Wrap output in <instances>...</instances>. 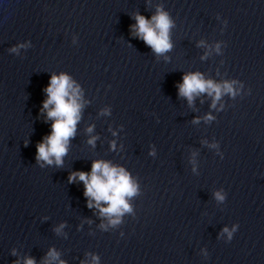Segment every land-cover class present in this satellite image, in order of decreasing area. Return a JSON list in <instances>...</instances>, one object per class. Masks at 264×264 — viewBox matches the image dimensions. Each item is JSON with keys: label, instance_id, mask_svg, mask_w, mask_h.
Returning <instances> with one entry per match:
<instances>
[{"label": "water", "instance_id": "obj_1", "mask_svg": "<svg viewBox=\"0 0 264 264\" xmlns=\"http://www.w3.org/2000/svg\"><path fill=\"white\" fill-rule=\"evenodd\" d=\"M157 9L171 21L159 54L129 27ZM61 73L82 107L57 166L34 154ZM189 73L233 93L189 102L175 86ZM93 161L136 186L118 218L67 180ZM27 258L264 264V0H0V264Z\"/></svg>", "mask_w": 264, "mask_h": 264}, {"label": "clouds", "instance_id": "obj_2", "mask_svg": "<svg viewBox=\"0 0 264 264\" xmlns=\"http://www.w3.org/2000/svg\"><path fill=\"white\" fill-rule=\"evenodd\" d=\"M134 29L137 38L143 40L155 53H163L170 48L168 30L171 21L167 13L157 9V13L149 19L137 14L134 17ZM14 50V49H13ZM177 94L185 97L191 102L193 95L207 92L212 96L213 104L222 92L233 93L230 84L222 86L214 84L210 80L203 79L200 73L182 74L176 83ZM42 91L45 93L41 100V109L45 112L46 121L51 120L49 132L41 137L35 145L34 159L44 161L47 164L53 162L59 166L62 157L66 154L69 138L73 137L75 124L79 120L82 107L78 87L66 74H50L48 83ZM91 131V129H88ZM92 143L91 140L88 141ZM69 183L74 180L82 182V195L85 197V205L88 208H97L102 216H113L117 218L124 212L129 211L126 197H131L136 192V186L131 181L129 174L121 167L112 166L108 162L93 161L88 172L75 171L67 176ZM217 199H223L219 194ZM103 203L105 206H101ZM118 220H109V223H117ZM235 227L233 228V231ZM227 231V229H224ZM231 237V233H228ZM55 259V253L48 254ZM96 258L93 257V260ZM24 264H34L33 259H25Z\"/></svg>", "mask_w": 264, "mask_h": 264}]
</instances>
